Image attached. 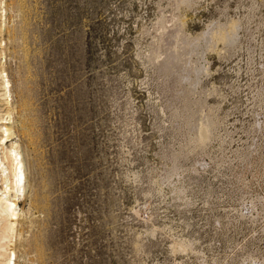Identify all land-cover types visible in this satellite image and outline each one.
I'll use <instances>...</instances> for the list:
<instances>
[{"label":"rangeland","instance_id":"374dc122","mask_svg":"<svg viewBox=\"0 0 264 264\" xmlns=\"http://www.w3.org/2000/svg\"><path fill=\"white\" fill-rule=\"evenodd\" d=\"M0 14V122L25 173L0 264H264V0Z\"/></svg>","mask_w":264,"mask_h":264},{"label":"bare ground","instance_id":"6f19581e","mask_svg":"<svg viewBox=\"0 0 264 264\" xmlns=\"http://www.w3.org/2000/svg\"><path fill=\"white\" fill-rule=\"evenodd\" d=\"M0 25H2V23H0ZM199 71L201 72V70ZM7 125H8L7 121L0 122V130L3 132L2 136L0 137V146H2V148H0V214L2 215L6 214L13 222L14 220L18 218V211H19L18 202L20 198H22L25 192V185H24L25 173L23 170V162H22L20 153L14 148L12 149L6 148L8 139L10 137V133H9L10 127H8ZM2 149H4V152H3L4 157L1 154ZM2 185H5V187L1 188ZM13 193H15L14 198H12ZM13 255L15 256V254ZM9 261H10V264L11 263L15 264L14 263L15 258L13 262L11 260Z\"/></svg>","mask_w":264,"mask_h":264}]
</instances>
